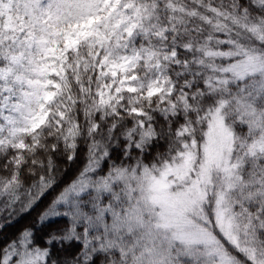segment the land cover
Returning <instances> with one entry per match:
<instances>
[{
    "label": "trees",
    "instance_id": "trees-1",
    "mask_svg": "<svg viewBox=\"0 0 264 264\" xmlns=\"http://www.w3.org/2000/svg\"><path fill=\"white\" fill-rule=\"evenodd\" d=\"M217 120L231 143L208 164ZM263 138L264 0H0V264H264ZM160 178L200 183L197 214L164 224Z\"/></svg>",
    "mask_w": 264,
    "mask_h": 264
},
{
    "label": "rangeland",
    "instance_id": "rangeland-1",
    "mask_svg": "<svg viewBox=\"0 0 264 264\" xmlns=\"http://www.w3.org/2000/svg\"><path fill=\"white\" fill-rule=\"evenodd\" d=\"M80 33L83 34L84 30L78 32V34ZM131 63L132 62H128L120 66H112L110 69L111 77L114 79H118L119 78L118 75L120 73H125L129 71ZM246 67L247 68L251 67V64L247 65ZM136 81H137L136 78L131 77L128 83L135 82V85H123L122 86L123 89L126 92L139 93L142 90V85L137 84ZM161 89L162 88L151 89L147 92V94L150 96H154L156 94H159L161 92ZM2 121H5V119L3 118ZM11 125L16 126L15 123H12ZM214 131H215V135L211 138L209 145L207 147L208 156L210 158L208 164L220 158H223L224 155L228 153L231 143L230 134L223 127L222 121L217 120L216 125L214 127ZM25 148L26 146L23 143L15 147V149L19 151H23ZM258 150L261 154L264 155V138L260 140V143L258 144ZM173 175L175 174L173 173ZM199 185L200 183H197L195 184V186H193V193L196 191L197 192L196 195L192 196L191 198L190 196L182 198L180 196H172L171 194L169 193L167 194L165 192L166 190H168V186H169V183L167 180H165V178H160L157 181L155 179L154 183L149 187L150 195L148 196V198L151 201H153L155 205L160 209V213H162L161 215L163 217L164 224H168V223L175 224L177 223L176 217L178 214H180L182 218L185 215L197 214L198 212L197 202L199 200L200 195L203 196L200 193ZM176 200L180 203H176ZM183 202L184 203L187 202V204H184ZM218 202L219 200L217 201V204ZM214 217H215V220L213 222L214 231L218 232L219 235L221 236L223 235V237L227 239L228 242L233 243L236 238L233 227V219L230 216V214L225 212V210L218 209ZM180 231L183 233V235H181V240H189L194 243L208 246L213 251H216L217 247L219 246L216 238L213 235H210L211 231L203 230L202 228L190 227L187 225L184 226V228L180 229ZM14 257L15 254L9 252L5 257V259H3L4 260L3 264H32V262L35 261L33 260V257H28V256L23 257V259H20L18 261H14ZM229 260L230 257L226 253H219L217 264H228Z\"/></svg>",
    "mask_w": 264,
    "mask_h": 264
}]
</instances>
